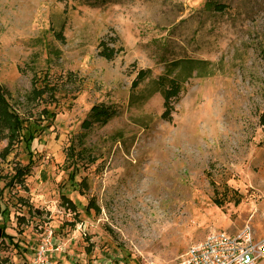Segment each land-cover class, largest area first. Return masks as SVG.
Returning a JSON list of instances; mask_svg holds the SVG:
<instances>
[{
  "label": "rangeland",
  "instance_id": "374dc122",
  "mask_svg": "<svg viewBox=\"0 0 264 264\" xmlns=\"http://www.w3.org/2000/svg\"><path fill=\"white\" fill-rule=\"evenodd\" d=\"M0 88L35 139L0 131V264H184L212 232L264 238V0H0ZM94 106L114 116L85 131Z\"/></svg>",
  "mask_w": 264,
  "mask_h": 264
},
{
  "label": "trees",
  "instance_id": "16d2710c",
  "mask_svg": "<svg viewBox=\"0 0 264 264\" xmlns=\"http://www.w3.org/2000/svg\"><path fill=\"white\" fill-rule=\"evenodd\" d=\"M86 3H92V4H99L100 2H104L106 0H81ZM211 7V6H210ZM212 7L215 10H223L225 9L224 6H218V5H212ZM100 56L108 61H112L115 56L118 53V50L115 49V47H111L108 45L107 42L102 41L100 43ZM185 69L182 68L183 73H187L188 78H190L194 72L199 71V65H207L208 62L205 61H183ZM174 67L179 66L178 62L172 63ZM151 75L150 70H140L137 75L136 81L133 83L132 89H137L144 81ZM183 82L179 75L173 76V73L165 74L161 77H159L156 81V91L161 94V96L164 99V113L162 115V118L168 122L172 121V113L174 111V103H176L181 96V93L183 91ZM0 88V131L1 128L3 129H9L17 132L19 140L22 142H25L28 146H32L35 142V139L33 136L26 137V135L23 133L24 127H23V120L18 116L14 115L12 112H9V108L7 106V100H5V97L1 93ZM37 96L38 94L35 93ZM113 110L104 107V106H94L89 115L88 118L83 123V129L85 131H89L93 128L95 125H106L112 118H113ZM86 150V149H85ZM93 162V161H92ZM31 166V165H30ZM31 167H26L24 170L22 168L17 170V175L15 176L17 178V182L21 183L23 182V179L25 178V172L29 170ZM71 177L73 181H75V175L71 174ZM67 204L69 210H71L73 213L76 214L77 207L76 205L69 199H67ZM76 208V209H75ZM74 225V224H72ZM4 237H8L11 239V237L4 235Z\"/></svg>",
  "mask_w": 264,
  "mask_h": 264
},
{
  "label": "built area",
  "instance_id": "2783aa9c",
  "mask_svg": "<svg viewBox=\"0 0 264 264\" xmlns=\"http://www.w3.org/2000/svg\"><path fill=\"white\" fill-rule=\"evenodd\" d=\"M184 264H264V238L258 240L251 227L236 234L212 232L189 248Z\"/></svg>",
  "mask_w": 264,
  "mask_h": 264
},
{
  "label": "water",
  "instance_id": "95a60500",
  "mask_svg": "<svg viewBox=\"0 0 264 264\" xmlns=\"http://www.w3.org/2000/svg\"><path fill=\"white\" fill-rule=\"evenodd\" d=\"M2 235V232L0 231V236Z\"/></svg>",
  "mask_w": 264,
  "mask_h": 264
}]
</instances>
